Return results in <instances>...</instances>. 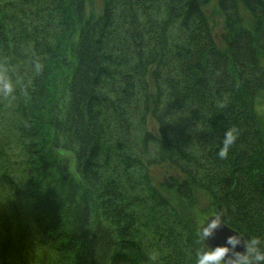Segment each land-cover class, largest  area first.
<instances>
[{"label":"trees","instance_id":"obj_1","mask_svg":"<svg viewBox=\"0 0 264 264\" xmlns=\"http://www.w3.org/2000/svg\"><path fill=\"white\" fill-rule=\"evenodd\" d=\"M207 7L24 0L20 12L0 9V78L18 59L28 74L20 88L0 92V114L10 116L0 131L1 264H153L150 251L154 264H195L205 246L188 212L200 194L264 253V132L252 108L264 87V2L217 0L221 27ZM32 9L39 15L29 29L17 15ZM72 38L60 119L54 77ZM230 129L235 140L220 157ZM51 131L80 180L56 159ZM168 193L187 210L160 228L162 213L175 211Z\"/></svg>","mask_w":264,"mask_h":264},{"label":"rangeland","instance_id":"obj_2","mask_svg":"<svg viewBox=\"0 0 264 264\" xmlns=\"http://www.w3.org/2000/svg\"><path fill=\"white\" fill-rule=\"evenodd\" d=\"M48 3V0H46ZM264 2V0H262ZM11 4H14L12 6L15 7V11L16 12H20L24 6V0H0V9L2 11H5L7 8L12 7ZM26 7L28 8V6L26 5ZM208 12H212L214 13L213 18L215 19V21L218 23L219 27H221L222 22H220L219 18V12L217 9V0H209V7H207ZM209 13V14H210ZM39 12L37 11V14L35 12V10H25V12L23 14H18L17 17H19V21L20 24H22L23 26L29 27V29L35 25L36 23V18H38ZM258 19V24L261 23L262 26H264V13L262 14L260 12V15H258L257 17ZM255 19V18H253ZM244 23H246L247 25L250 24V19L248 17V15L244 16ZM56 24V23H55ZM58 30V29H57ZM56 30V31H57ZM218 31V30H216ZM66 46L62 52V60H64V62L66 64L61 63V73L56 74V76L54 77V84H55V94H54V98L59 97L58 100V106L60 109V114L57 116L61 119L64 117V113L66 111V108L68 107V103H69V92H68V87L66 84V80L67 82L69 81L70 76L69 73L71 72L72 66L75 64L74 60H71L72 58V54H73V50L74 47L76 45L75 39L72 38L69 41L65 42ZM23 52V51H22ZM21 52V53H22ZM20 64H23V60L22 59H18ZM18 61L17 63H11L10 61V67L8 68V70L5 72L3 70V74L13 83L14 88L18 89L20 88L24 82H26L28 79V74L26 71H20L19 65H18ZM262 66L264 69V59L262 61ZM66 65V66H65ZM65 66V67H64ZM59 75V77H58ZM254 104L252 105V108L258 118L259 121H261V124L263 126V132H264V87L262 88V90H259L255 97H254ZM63 112V113H62ZM4 118V119H3ZM10 116L8 115V113L6 112H2L0 114V131H5L7 129V124L9 123V119ZM200 131V130H199ZM52 134L50 135V141L52 143V146L55 147V151L57 153V157L56 159L59 160V163L61 165H64L68 168V170L70 171V173L77 178L78 180H80L79 175L77 173V169H76V163L73 159V156L70 152L66 151L63 147L64 141L61 139V137L59 136V139H55L56 135L53 131H51ZM205 131L201 132L204 133ZM200 133V132H199ZM138 131L134 133L135 136H137ZM1 135H0V140H1ZM59 143L58 145L54 144V141H56ZM62 146V147H61ZM64 149V150H63ZM18 153L16 151V156H18ZM14 156V157H16ZM20 156V153H19ZM65 162H63V161ZM15 161L17 162V160L15 159ZM65 163V164H64ZM61 165H56L55 163L53 164V170H56L59 166ZM52 171V170H50ZM53 172V171H52ZM156 175V173H154ZM54 176V173H50V177L52 178ZM159 179L161 178V174H158ZM141 178V173L139 171H136L134 177L132 178L134 181H138V179L140 180ZM55 186H52V188L49 191L53 192L56 188H54ZM199 194V193H198ZM197 194V195H198ZM166 198H168V200H171V202L173 203L172 206L173 208H175V211L173 212L172 210H168L167 213H162V216H164V218L159 222V227L162 228L164 224L167 225L166 221L169 222L168 224L170 225H174V221L177 218L176 213L179 212L180 208H184L186 209V202L185 205L183 204V202L181 200H178L174 195H172L171 193H168L166 195ZM194 206V212L192 210H189L188 213H190L194 220L196 221V225L198 226V235L200 237L201 242L203 243V245L205 246V240L202 239L201 237V233H200V229L202 228V226L205 225V223H207V220L211 217H216L225 227L229 228L230 230L234 231L233 229H231L230 227H228L227 225H225L218 216H216L215 214H213L210 210V208L207 207V200L206 197L204 195H198L195 196L192 200ZM196 202V203H195ZM94 206H96V213L98 214V212H100V208L98 206V204H95ZM187 210V209H186ZM173 212V213H172ZM146 222V221H145ZM141 231V235L140 237H142V239L144 241L148 240L150 238L151 234V230H149L148 226L145 228H142ZM235 232V231H234ZM237 233V232H236ZM238 234V233H237ZM239 235V234H238ZM240 236V235H239ZM241 237V236H240ZM245 243V239L243 237H241ZM224 242L221 243L222 246ZM246 245V243H245ZM166 246H170V243ZM207 246V245H206ZM208 247V246H207ZM30 248H32V246H30ZM82 248V247H81ZM83 248H86L83 246ZM165 248V247H164ZM209 248V247H208ZM210 249V248H209ZM116 253V252H115ZM148 256L151 258L152 263H156V257H155V252H148ZM1 264V263H0ZM16 264V262H15Z\"/></svg>","mask_w":264,"mask_h":264},{"label":"clouds","instance_id":"obj_3","mask_svg":"<svg viewBox=\"0 0 264 264\" xmlns=\"http://www.w3.org/2000/svg\"><path fill=\"white\" fill-rule=\"evenodd\" d=\"M13 87V83L6 76L0 78V92L6 95L10 94L13 91ZM234 140L235 131L232 129L226 131L223 147L219 151L220 157L226 155L228 146ZM209 221L206 227H202L201 237L203 240L211 236L219 225L217 219H209ZM239 243V239L231 237L227 240L226 246H218L214 249H209L205 245L204 250L197 251L195 264H264V253L255 249V241H251L249 245H246V251L243 254L235 251Z\"/></svg>","mask_w":264,"mask_h":264},{"label":"water","instance_id":"obj_4","mask_svg":"<svg viewBox=\"0 0 264 264\" xmlns=\"http://www.w3.org/2000/svg\"><path fill=\"white\" fill-rule=\"evenodd\" d=\"M209 219H217V218L211 217ZM209 219L207 220V222L209 221ZM218 223H219V225L213 231L212 235L206 238L205 244L210 249H214L218 246H222L221 245L222 242H224L223 245L226 246V242L229 238L236 237L237 239H239L240 243L236 246L235 251L243 254L246 251V245H245L243 239L236 232L225 227L219 220H218ZM206 226H207V223H205V225L202 227H206ZM201 232H202V228L200 229V233ZM230 255H231V253H230Z\"/></svg>","mask_w":264,"mask_h":264}]
</instances>
